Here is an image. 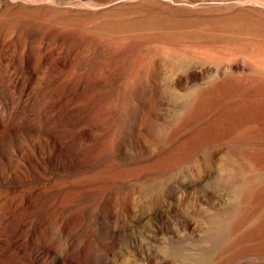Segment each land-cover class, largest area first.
Wrapping results in <instances>:
<instances>
[{"label":"rangeland","instance_id":"obj_1","mask_svg":"<svg viewBox=\"0 0 264 264\" xmlns=\"http://www.w3.org/2000/svg\"><path fill=\"white\" fill-rule=\"evenodd\" d=\"M0 264H264V0H0Z\"/></svg>","mask_w":264,"mask_h":264},{"label":"bare ground","instance_id":"obj_2","mask_svg":"<svg viewBox=\"0 0 264 264\" xmlns=\"http://www.w3.org/2000/svg\"><path fill=\"white\" fill-rule=\"evenodd\" d=\"M73 77V76H72Z\"/></svg>","mask_w":264,"mask_h":264}]
</instances>
